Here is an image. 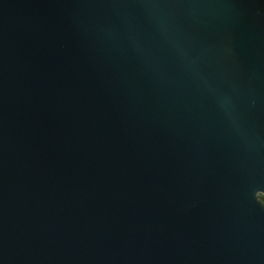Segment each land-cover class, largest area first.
<instances>
[{
	"label": "water",
	"instance_id": "water-1",
	"mask_svg": "<svg viewBox=\"0 0 264 264\" xmlns=\"http://www.w3.org/2000/svg\"><path fill=\"white\" fill-rule=\"evenodd\" d=\"M0 264H264V0H0Z\"/></svg>",
	"mask_w": 264,
	"mask_h": 264
}]
</instances>
